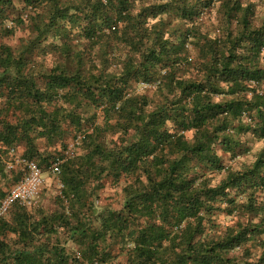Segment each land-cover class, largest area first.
Returning <instances> with one entry per match:
<instances>
[{
  "label": "trees",
  "instance_id": "16d2710c",
  "mask_svg": "<svg viewBox=\"0 0 264 264\" xmlns=\"http://www.w3.org/2000/svg\"><path fill=\"white\" fill-rule=\"evenodd\" d=\"M52 1V12L37 21V36L26 46L0 41V202L24 176L6 163L10 147L24 142L22 156L41 166L63 160L57 175L63 207L36 217L30 212L36 203H12L0 216V264H104L118 257L117 246H129L124 264H264V251L256 261L229 254L252 234H264V209L259 223L217 237L206 233L217 225L216 212L231 214L249 188H264V151L252 167L231 171L216 185L206 176L225 168L218 146L239 154L242 134L264 138V22L252 25L253 6L224 0L226 29L215 37L199 33L198 73L179 78L192 29L172 31L171 22L161 20L149 31L140 17L176 9L195 24L199 2L160 0L134 15L137 0ZM13 8L14 0H0V22ZM67 22L92 44L105 40L110 47L115 40V47L129 45L137 55L122 60L115 73H94L83 52L65 41L54 44L62 60L38 72L32 53L52 35L66 37ZM70 59L76 67H69ZM139 83L167 91L152 100L134 92ZM84 106L100 108L104 126H87ZM10 112L19 113L15 122L8 120ZM72 131L86 146L82 155L41 151L39 139L57 145ZM110 132L120 133L118 141L107 142ZM105 175L131 177L120 209L96 202Z\"/></svg>",
  "mask_w": 264,
  "mask_h": 264
},
{
  "label": "rangeland",
  "instance_id": "374dc122",
  "mask_svg": "<svg viewBox=\"0 0 264 264\" xmlns=\"http://www.w3.org/2000/svg\"><path fill=\"white\" fill-rule=\"evenodd\" d=\"M61 3H66V1L71 2L75 0H60ZM80 0H76L79 2ZM224 0H177L176 5L183 6L185 3L197 4V9L200 11L195 24L188 25V21L182 20L178 17V11L173 9L172 12L159 15L154 18L149 16L146 18V12L142 13L140 19L146 20L144 27L148 28L149 31L152 30V26L158 21H170V28L172 31L178 29H185L189 26L191 31L190 40L187 42V49L189 52L188 62L183 63L180 68L176 71V77L191 78L195 77L198 73L199 63L197 62V50L199 48V43L201 42L199 33H203L210 36H219L226 29L227 23L224 16L223 8ZM160 0H137L135 1L134 7H132V13L137 15L142 11V7L150 5L152 3H158ZM244 5L251 4L253 6L254 14L251 18V23L254 27H259L264 22V0H240ZM53 10L52 0H14L13 13L10 18L6 19L4 22H0V41L12 46L14 49H21V46H26L30 41H32L37 36V21L46 20L48 15ZM42 23V22H40ZM235 22L232 27H235ZM141 27V26H140ZM66 37L56 34L49 37L48 40L43 41V48L37 49L31 55L32 65L36 67L38 72L45 69H51L64 57L58 50L54 49V44L61 45L63 42H69L74 46L73 51L83 52V62L86 63V68L88 71L98 73L100 70H107L106 73H115L121 70L122 60H127L129 57H136V53L132 50L129 45H119L115 47V40L111 42V46H107L105 40L100 41L97 44H92L89 40L81 36L80 30L74 26L71 28L69 22L66 23ZM72 29V32L70 31ZM142 30V28H141ZM143 32V30H142ZM181 32L175 34L174 37L179 36ZM195 35V36H194ZM153 36L150 37V41ZM146 40V38H144ZM179 41V40H178ZM107 47V48H106ZM186 52V51H185ZM184 52V53H185ZM64 61V60H63ZM62 61V62H63ZM61 62V63H62ZM76 60L70 59L68 65L69 67H76ZM264 65V64H263ZM165 70L162 72L163 75ZM160 74V73H159ZM160 75V76H161ZM134 92L140 95H147L152 100H162L164 94L166 93V88H160L157 83L153 84H133ZM4 98L0 99L1 102ZM150 107L154 106V103H150ZM82 111L87 117L86 125L91 126L93 123L96 125L105 124V118L103 112L100 108H93L89 106H84ZM95 113V115L93 114ZM19 113L10 112L8 114V120L15 122ZM194 132L189 131L186 136L191 139ZM120 133L110 132L106 134L107 142L118 141ZM81 136H76L75 131H72L68 135L63 143L57 145L50 144L46 139H39L38 143L42 152L55 153L63 152L68 155V153L74 152L75 155H82L86 152V146L80 139ZM241 141V152L235 154L234 152H226L221 146L217 147V151L223 156V169L208 172L206 174L211 185L218 184L226 175L231 171L245 170L252 167L254 162L260 156V153L264 151V138L260 139L250 132L242 134L239 138ZM20 151L24 152V142L18 146ZM66 147V148H65ZM65 148V149H64ZM9 160V156L6 158ZM46 180L44 182V188L42 189L38 202L34 208L30 210L31 213L36 214L38 217L39 213H49L55 210H61L63 204L60 200V184L59 177L52 172H47L45 174ZM131 177H122L119 181H116L112 175H105L103 178V186L99 190L98 200L96 201L100 207H107L113 210L120 209L124 202L125 193L123 191L124 186L128 183ZM238 206L234 207L231 214L227 213V210L216 212L213 219L216 220L217 225L211 229L208 225L206 228V233L208 238L217 237L223 235L228 229L239 227V225H249L256 224L261 221L262 211L264 209V188L251 189L238 197ZM254 205L257 208L256 211H250L248 204ZM223 207L226 204L222 205ZM70 209L67 210L69 213ZM258 211V213H256ZM99 224V222H96ZM14 237V235H11ZM264 239V234H252L250 240L236 248V250L230 252V256L238 255L243 260H257L264 251L262 246V241ZM121 248V246L115 247V254L118 257L112 259L110 262L107 261L104 264H115L118 262L126 263L125 253L127 249ZM125 252V253H124ZM125 261V262H124Z\"/></svg>",
  "mask_w": 264,
  "mask_h": 264
},
{
  "label": "built area",
  "instance_id": "2783aa9c",
  "mask_svg": "<svg viewBox=\"0 0 264 264\" xmlns=\"http://www.w3.org/2000/svg\"><path fill=\"white\" fill-rule=\"evenodd\" d=\"M23 152L17 146L10 147L8 154L9 160L6 161L8 168H17L24 171L23 178L8 192L7 196L0 202V216L4 215L12 203L30 206L35 204L39 195L44 188L46 180L45 174L52 172L58 175L61 171V163L63 160L57 158L49 166H41L32 159L22 156ZM3 156V153H0ZM74 152L68 153L67 156H74Z\"/></svg>",
  "mask_w": 264,
  "mask_h": 264
}]
</instances>
